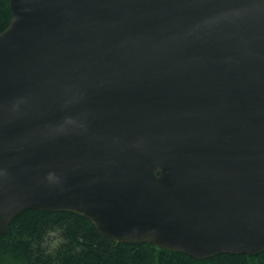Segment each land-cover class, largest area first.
<instances>
[{
	"label": "water",
	"instance_id": "water-1",
	"mask_svg": "<svg viewBox=\"0 0 264 264\" xmlns=\"http://www.w3.org/2000/svg\"><path fill=\"white\" fill-rule=\"evenodd\" d=\"M0 236L70 212L117 243L264 253V0H10Z\"/></svg>",
	"mask_w": 264,
	"mask_h": 264
},
{
	"label": "trees",
	"instance_id": "trees-1",
	"mask_svg": "<svg viewBox=\"0 0 264 264\" xmlns=\"http://www.w3.org/2000/svg\"><path fill=\"white\" fill-rule=\"evenodd\" d=\"M11 19L10 0H0V32ZM0 264H264V253L197 260L153 244L117 243L70 212L26 210L0 236Z\"/></svg>",
	"mask_w": 264,
	"mask_h": 264
}]
</instances>
